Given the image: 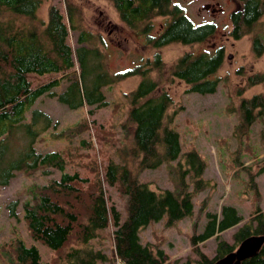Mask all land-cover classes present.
<instances>
[{"label": "trees", "instance_id": "obj_1", "mask_svg": "<svg viewBox=\"0 0 264 264\" xmlns=\"http://www.w3.org/2000/svg\"><path fill=\"white\" fill-rule=\"evenodd\" d=\"M43 0H0V185H5L17 170L31 173L41 168L59 170V176L41 186L33 185V199L22 203L23 215L31 235L48 246L56 254L53 264H97L107 259L102 249L85 248L108 224L114 229L113 248L122 264H167L168 254L159 246L151 247L140 239V230L152 221L166 218L167 224L193 213V194L209 185L203 177L206 165L204 157L191 148L182 153L179 132L173 126L163 124L165 111L172 102L171 95L157 88V82L148 76V68L141 64L117 71L107 68L105 55L98 45L91 44L90 32L84 29L77 35L78 45L73 48L68 41L69 28H75L73 8L68 5L65 13L55 4L48 9V16L38 26L20 23L19 17H34ZM119 17L128 26L147 33L148 41L156 47L169 42L193 43L204 40L215 28L212 22L194 23L172 0H110ZM237 8L230 12V35L238 39L249 33L264 13V0H238ZM8 12L10 16L4 13ZM166 17L167 22L156 35H150L152 18ZM67 16V17H66ZM264 38L256 35L252 46L257 54L264 50ZM90 46H88V45ZM73 51L78 63L75 68ZM223 61V47L211 54L185 52L173 64L172 74L189 84L188 90L200 93L213 92L218 79L210 74ZM161 66L159 52L151 61ZM145 65V64H144ZM57 73L34 84L31 74ZM134 74L139 82L125 93L129 108L131 145L120 150L122 162L109 159L103 168L94 157L90 167L92 174L67 170V160L62 150H41L35 146L38 136L58 121L37 106L36 100L43 94L56 98L71 108L88 105V113L107 105L105 87ZM66 84L55 91L63 81ZM250 83L263 81L261 73L248 76ZM240 118L236 127L248 131L251 123L264 112V93H255L240 99ZM175 112V111H174ZM28 113V114H27ZM171 116V115H170ZM171 118V117H170ZM62 129L79 131L83 124ZM126 130V129H125ZM21 139V140H20ZM87 147V141L82 140ZM67 153V151H66ZM125 153V154H124ZM137 160L136 171L130 167L126 154ZM68 155V154H67ZM124 155V156H123ZM177 161L175 188L155 190L138 178V171L155 168L163 162ZM48 168V169H47ZM82 174V175H81ZM117 184L126 196V216L106 193V185ZM191 184V188H189ZM250 185L258 194L256 183ZM39 188V189H38ZM38 190V191H37ZM16 200L8 203L11 215L16 214ZM242 219L237 208L223 204L220 213L207 211L203 229L190 235L192 250L197 254L196 264H215L216 260L234 250L245 237L264 233V211L258 206L248 219L233 233V242L220 237V232ZM215 236L216 255L209 257L199 248V242ZM76 243L71 244V242ZM61 249H64L61 253ZM9 264H51L41 260L36 245L15 240L9 254ZM239 264H264V242L254 255Z\"/></svg>", "mask_w": 264, "mask_h": 264}, {"label": "rangeland", "instance_id": "obj_2", "mask_svg": "<svg viewBox=\"0 0 264 264\" xmlns=\"http://www.w3.org/2000/svg\"><path fill=\"white\" fill-rule=\"evenodd\" d=\"M206 1L212 3L210 7L204 6ZM215 1L219 2L222 10L213 13L210 8L212 5L218 6ZM172 3L179 5L194 23H214V31L201 41H174L156 47L148 41L147 33L132 28L121 20L110 0H43L34 17L17 16V21L30 25L34 23V26L40 28L41 22L47 19L48 9L52 4L58 6L65 15L70 5L76 25L75 28H69L68 32V41L73 48L81 45L77 42V35L84 29L90 32L91 44L98 45L104 52L110 71L141 64L142 68H148V76L157 82V88L151 95H156L161 90H166L171 95L172 102L165 111L163 124L173 126L179 132V157L191 148H195L204 157L206 165L203 177L208 179L209 185L194 192V210L191 215L171 225L166 223L165 217L152 221L140 230V239L153 248L161 247L168 254L167 264H196L197 254L192 250L190 235L193 231L200 232L203 229L207 211L220 213L223 204H231L237 208L242 219L220 232V237L230 243L233 242L232 233L248 219L255 208L259 206L264 211V112L256 117L248 131L243 132L242 126L236 127L240 118V99L264 93V80L254 83L248 80V76L257 73H261L264 78V50L257 54L252 46L256 35L264 38V13L249 33L235 39L230 35V12L236 8V0H172ZM4 14L10 16L8 12ZM152 20L153 26L149 34L156 35L167 20L163 15L154 16ZM219 46L223 47V61L210 74L211 78L218 79L213 92L188 90L189 84L172 74L174 62L183 53L211 54ZM155 52L160 53L162 60V65L158 67L151 64ZM73 57L77 69L74 51ZM54 75L58 74H31V77L36 84ZM140 78L139 74H134L105 87L108 103L95 108L93 113L87 112L89 106L86 104L71 108L56 96L41 95L34 106L48 112L53 121L57 120L58 123L55 128L51 126L41 133L35 146L43 151L62 150L68 162L66 169H76L88 176L92 174L90 167L94 163V157H97L99 168H103L109 159L122 162L121 148L124 144L126 148L131 145L130 132L127 130L130 127L127 117L129 104L125 93L135 88ZM65 84L64 80L54 90L60 91ZM83 121L86 123L77 132L70 129L62 131ZM82 140L87 141V147ZM125 156L132 170L136 171L137 160L129 153ZM177 161L178 159L170 161L171 166L163 162L155 168H144L138 171V178L155 190L174 189V179L178 177ZM47 171L44 173L41 168L31 173L17 170L7 184L0 185V264H9L11 246L18 238L27 245H36L41 260L53 264L55 251L31 235L22 209L23 201L33 199L34 193L36 195V192L30 191L32 185L41 186L59 176L56 168H49ZM250 178L256 183L258 194L249 184ZM191 186L189 184V188ZM105 187L109 201L116 205L124 219L126 196L121 193L117 184ZM10 200L17 201L15 215L9 212L7 205ZM113 229L114 226L108 224L99 231L98 238L85 245L84 249L100 248L106 253L107 259L100 260L97 264H122L113 254ZM74 243L76 241L72 240L70 245ZM216 243V237L211 236L199 242V248L212 257L216 255Z\"/></svg>", "mask_w": 264, "mask_h": 264}, {"label": "water", "instance_id": "obj_3", "mask_svg": "<svg viewBox=\"0 0 264 264\" xmlns=\"http://www.w3.org/2000/svg\"><path fill=\"white\" fill-rule=\"evenodd\" d=\"M263 242L264 233L249 235L241 240L234 250L216 260L215 264H239L241 260L254 255Z\"/></svg>", "mask_w": 264, "mask_h": 264}, {"label": "flooded vegetation", "instance_id": "obj_4", "mask_svg": "<svg viewBox=\"0 0 264 264\" xmlns=\"http://www.w3.org/2000/svg\"><path fill=\"white\" fill-rule=\"evenodd\" d=\"M237 1V6L239 5V2H238V0H236ZM211 2H209V1H206L205 3H204V6L205 7H210L211 6ZM215 4L216 5H218L217 7H215L214 5H212V7L210 8L211 9V12H213V13H215V12H217L218 10L219 11H221L222 10V8L220 7V5H219V2L218 1H215ZM237 6H236V8H237ZM235 9V8H234ZM218 11V12H219ZM162 25V24H161ZM162 28H163V25H162V27H161V30H162ZM111 32V29H109V33ZM221 47V46H220Z\"/></svg>", "mask_w": 264, "mask_h": 264}]
</instances>
